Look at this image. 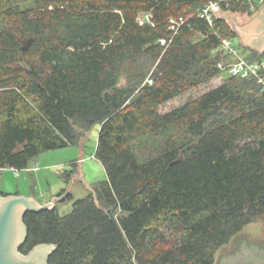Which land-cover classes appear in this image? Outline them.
Listing matches in <instances>:
<instances>
[{
	"label": "trees",
	"instance_id": "obj_1",
	"mask_svg": "<svg viewBox=\"0 0 264 264\" xmlns=\"http://www.w3.org/2000/svg\"><path fill=\"white\" fill-rule=\"evenodd\" d=\"M211 1L0 0V168L26 169L98 123L107 172L71 212H27L22 252L52 243L49 264H214L264 217L257 78L230 74L160 109L233 57L221 49L239 38L224 13L253 14L249 0H230L210 22L200 10Z\"/></svg>",
	"mask_w": 264,
	"mask_h": 264
},
{
	"label": "rangeland",
	"instance_id": "obj_2",
	"mask_svg": "<svg viewBox=\"0 0 264 264\" xmlns=\"http://www.w3.org/2000/svg\"><path fill=\"white\" fill-rule=\"evenodd\" d=\"M251 12L253 14L229 11L224 15L231 22L243 24L250 20L257 11ZM234 45L239 56L246 58L249 55L250 49L248 50L239 38L234 40ZM236 59V56L229 57L227 63ZM229 75L227 70H223L221 74L198 88L166 102L161 106V111L171 110L183 104L190 97L198 96L220 85ZM120 84L124 86L127 84L126 75L122 76ZM99 130L100 124H94L87 132H82L79 143L44 151L36 156L26 169L0 168V191L32 196L41 203L55 197L65 198L68 193H71L72 198L68 197L56 203L61 215L71 212L76 199L87 196L97 182L107 178L104 164L95 157ZM151 140L152 138L147 139L146 142ZM143 143L144 141H141L136 144L144 147ZM73 162H77V170L68 181L65 172L73 168ZM62 192L64 194L59 196ZM214 264H264V217L255 218L234 235L227 244L221 246L215 253Z\"/></svg>",
	"mask_w": 264,
	"mask_h": 264
},
{
	"label": "water",
	"instance_id": "obj_3",
	"mask_svg": "<svg viewBox=\"0 0 264 264\" xmlns=\"http://www.w3.org/2000/svg\"><path fill=\"white\" fill-rule=\"evenodd\" d=\"M231 24L245 47L264 54V4L247 22L240 24L234 21ZM63 199L55 197L47 203H41L32 196L4 194L0 191V264H49L56 244L41 243L28 253L21 251L28 234L24 216L29 211L54 209L56 203Z\"/></svg>",
	"mask_w": 264,
	"mask_h": 264
},
{
	"label": "built area",
	"instance_id": "obj_4",
	"mask_svg": "<svg viewBox=\"0 0 264 264\" xmlns=\"http://www.w3.org/2000/svg\"><path fill=\"white\" fill-rule=\"evenodd\" d=\"M230 0H215L209 2L200 10L202 16H205L210 22L213 20L215 14L223 10V4L229 5ZM251 4L250 11H258V8L264 4V0H249ZM183 21V18H180ZM224 55L236 56V60L225 63L219 62V67L227 70L233 76L248 77L255 76L258 82L262 85L264 90V59L259 61H251L247 58L238 55V50L234 45V41L229 38H224L222 41V48ZM152 81V80H150Z\"/></svg>",
	"mask_w": 264,
	"mask_h": 264
},
{
	"label": "crops",
	"instance_id": "obj_5",
	"mask_svg": "<svg viewBox=\"0 0 264 264\" xmlns=\"http://www.w3.org/2000/svg\"><path fill=\"white\" fill-rule=\"evenodd\" d=\"M51 199H49V201H50ZM49 201H46L45 203H47V202H49Z\"/></svg>",
	"mask_w": 264,
	"mask_h": 264
}]
</instances>
